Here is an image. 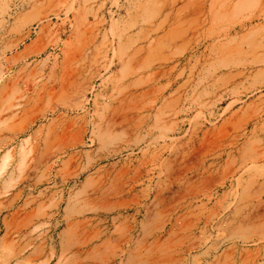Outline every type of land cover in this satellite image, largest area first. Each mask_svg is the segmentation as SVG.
I'll list each match as a JSON object with an SVG mask.
<instances>
[{
	"label": "rangeland",
	"instance_id": "obj_1",
	"mask_svg": "<svg viewBox=\"0 0 264 264\" xmlns=\"http://www.w3.org/2000/svg\"><path fill=\"white\" fill-rule=\"evenodd\" d=\"M0 264H264V0H0Z\"/></svg>",
	"mask_w": 264,
	"mask_h": 264
}]
</instances>
